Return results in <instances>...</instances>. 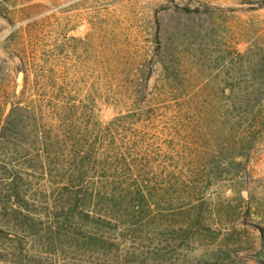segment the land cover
I'll return each instance as SVG.
<instances>
[{
    "label": "rangeland",
    "instance_id": "374dc122",
    "mask_svg": "<svg viewBox=\"0 0 264 264\" xmlns=\"http://www.w3.org/2000/svg\"><path fill=\"white\" fill-rule=\"evenodd\" d=\"M261 235L264 0H0V264H261Z\"/></svg>",
    "mask_w": 264,
    "mask_h": 264
},
{
    "label": "trees",
    "instance_id": "16d2710c",
    "mask_svg": "<svg viewBox=\"0 0 264 264\" xmlns=\"http://www.w3.org/2000/svg\"><path fill=\"white\" fill-rule=\"evenodd\" d=\"M182 10L185 12L188 11V9H186V8H182ZM260 244H261L262 250H264V236L263 235H261ZM259 262L261 264H264V255H263V257L260 258Z\"/></svg>",
    "mask_w": 264,
    "mask_h": 264
}]
</instances>
